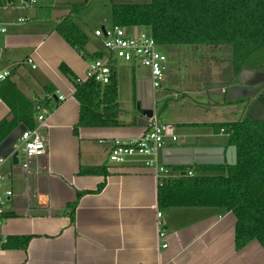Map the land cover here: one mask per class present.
Wrapping results in <instances>:
<instances>
[{
  "label": "crops",
  "instance_id": "1",
  "mask_svg": "<svg viewBox=\"0 0 264 264\" xmlns=\"http://www.w3.org/2000/svg\"><path fill=\"white\" fill-rule=\"evenodd\" d=\"M24 1L27 0L0 6V23L6 27L0 37L3 48L0 70L10 71L6 81H11L35 108H48L49 114L41 130L46 151L32 159L28 169H23L20 163H12L10 157L17 150L15 145L20 141V134L13 150L5 157L3 187L11 189L12 195L4 204L0 223V236L7 239L0 249V264H264V248L257 240L235 249V217L231 212L188 208L160 210L158 178L153 170L137 159L109 163V145L99 142L100 139L130 141L139 137L147 117L136 111V103L139 101L141 107H146L152 98L159 119L170 126L173 134L184 141L187 139L181 143L168 140L163 147L167 153L177 147L198 148L203 152L196 157L205 165H212L214 163L207 162L221 155L226 163L229 149L231 161V148L224 145L226 134L217 131L215 125L245 117L264 120L259 113L264 112V105L255 101L264 87V73L249 69L256 74L247 76L242 85L238 80L240 70L233 75L228 87L220 88L223 96L204 107L196 100H188L186 90L169 87L170 80L176 79L169 75L170 69L178 66L175 58L165 53L167 64L162 83L164 90L159 92L161 103L154 97L151 83L147 82L149 76L137 75L134 67L139 65L131 63L134 66L129 76L121 69V75L130 81L133 101L129 117L122 119L119 113L123 125L79 127L74 132L79 103L74 97L71 77L82 78L89 55L97 50L104 52V49L92 31L95 40L87 35L89 41L80 53L61 37L56 26L67 15L77 24L71 11L78 6L86 7L84 3L88 0L78 5L70 4V0H41L37 7L33 6L36 1L29 6ZM20 18L24 20L19 21ZM28 57L33 59L35 68L26 63ZM123 63L127 62L113 63L115 79L117 67H123ZM61 64L67 67L70 76L60 70ZM241 85L256 91L248 97L229 100V89ZM45 87L51 90L48 94ZM58 96L64 99L58 101ZM43 98L47 105H37ZM171 103L177 105L170 106ZM158 104L163 112L159 111ZM13 118L8 102L0 96V122H10ZM35 118L36 115L34 122ZM21 125L16 124L4 139L24 126ZM22 158L18 151L19 161ZM89 166L105 169L102 174L79 173L81 167ZM167 167L181 173L179 165ZM99 184L101 187L97 189ZM74 202L71 215L67 204ZM158 212L165 233L161 241L157 236ZM21 236H29L22 247L12 238ZM162 243L167 246L163 247Z\"/></svg>",
  "mask_w": 264,
  "mask_h": 264
},
{
  "label": "trees",
  "instance_id": "2",
  "mask_svg": "<svg viewBox=\"0 0 264 264\" xmlns=\"http://www.w3.org/2000/svg\"><path fill=\"white\" fill-rule=\"evenodd\" d=\"M14 3L15 0H0V6ZM83 8L85 5L71 12ZM110 16L112 25L149 30L159 48L182 44L226 46L231 49L235 74L242 69L264 73V0L119 2L110 5ZM56 30L72 47L84 52L88 36L70 16H64ZM102 54L100 50L94 51L88 59L99 58ZM60 70L65 75L70 74L63 64ZM6 79L0 85V96L8 102L14 118L10 122H0V142L18 123L26 128L34 127L37 114L35 105ZM71 82L79 103L74 132L79 127L123 125L119 120L114 73L104 85L93 79L77 82L73 76ZM45 88L48 94L51 90ZM42 103L47 105L46 98L39 99L37 105ZM215 128L226 134L225 146L235 147V163L180 166L179 175L158 178V208L231 212L235 217V249H241L252 240H257L264 248V120L245 117L219 123ZM104 169V166L81 167L79 173L102 174ZM188 171L192 175H188ZM100 187L101 184L97 189ZM67 207L72 215L75 202ZM12 238L22 247L29 236Z\"/></svg>",
  "mask_w": 264,
  "mask_h": 264
},
{
  "label": "built area",
  "instance_id": "3",
  "mask_svg": "<svg viewBox=\"0 0 264 264\" xmlns=\"http://www.w3.org/2000/svg\"><path fill=\"white\" fill-rule=\"evenodd\" d=\"M35 0L24 1L29 6ZM24 18H20L19 21ZM130 29L110 24L93 30V35L100 39L104 52L99 58L88 59L84 75L82 78H76L77 82H84L87 79H93L101 85L110 82L113 75V63L117 60L134 63L143 66L149 71V79L153 90L162 88V81L165 76L167 55L163 53L153 37L143 30H137L136 27ZM6 32V27L0 23V37ZM3 48L0 45V60ZM80 53H83L80 51ZM26 63L33 69L36 67L33 59L28 57ZM10 75L6 69L0 70V80L3 81ZM178 95H174L176 98ZM58 101L63 100V96L57 97ZM49 110L46 107L38 106L35 118V125L32 128H25L20 135V141L15 145V149L20 151L23 158L20 163L23 169H28L32 159H36L46 151V140L42 135V128L45 126L46 117ZM223 132V130H221ZM168 140L176 142L177 136L171 132L170 126L162 122L158 115L153 111L147 118L145 129L141 135L130 141L120 139H100V143H107L108 162L121 164L129 160H140L144 166L153 170L157 178L173 176L170 175L169 168L161 161V151ZM7 158L0 157V223L3 215V207L7 199L11 197L12 190L3 187L5 175L2 166ZM178 173L177 175H179ZM192 175L191 171L187 172ZM176 176V175H174ZM160 212L157 213V236L161 241L165 235L159 221ZM7 242V239L0 236V249ZM166 247V243H162Z\"/></svg>",
  "mask_w": 264,
  "mask_h": 264
},
{
  "label": "rangeland",
  "instance_id": "4",
  "mask_svg": "<svg viewBox=\"0 0 264 264\" xmlns=\"http://www.w3.org/2000/svg\"><path fill=\"white\" fill-rule=\"evenodd\" d=\"M35 1L36 3L34 5L32 4L34 7L40 6L42 3L41 0ZM147 1L148 0H88L85 1L86 3H84V0H70V4L75 3V5H78L79 2L80 4L81 2L87 4L86 7L81 11L72 12V14H74L73 19L77 22L80 28L86 32L87 35L91 36L92 40H95V37L92 36L93 29L100 27V25L108 27L111 24L110 5L113 2L140 3ZM43 8L44 7H42V9ZM136 29L143 30L149 34V30L147 29L140 27H136ZM130 32H132L131 29ZM160 49L166 53L169 58H175V60H178L176 64L178 65L177 67L179 69H177L176 66L170 69L171 72L169 75L171 78L175 76L176 79L170 80L171 85L169 87L176 90H186L188 92L187 99L193 101L196 100L201 106L207 107L209 101H213L215 99L218 100L219 97L223 96L220 94V88L228 87L231 78L235 74L231 61L232 53L230 47L182 44L171 45L170 48L168 46H164ZM119 63L120 62H118V64ZM123 64V67H117L116 73L118 113H121L122 119L129 117L130 112L128 114V111H130L132 108L133 101L130 90V81L121 75V69L127 71L129 76L130 72H132V66H134V64L131 63ZM134 68L137 71V75H141L143 78L147 75L149 76L147 68L143 66H135ZM161 90H164L163 84L162 88L154 90V97L160 103L162 96L159 92ZM257 99L259 100L255 101L258 104L264 105V87L259 93H257ZM171 105L177 104L171 103L170 106ZM160 106L158 104L159 111L163 112ZM259 113H262L264 118V112L260 111ZM175 129L176 127L174 128V132L176 133ZM177 138L179 143H181V141H187L186 138L185 141L181 137L177 136ZM168 173L173 176L178 174L177 172H174L170 169Z\"/></svg>",
  "mask_w": 264,
  "mask_h": 264
},
{
  "label": "water",
  "instance_id": "5",
  "mask_svg": "<svg viewBox=\"0 0 264 264\" xmlns=\"http://www.w3.org/2000/svg\"><path fill=\"white\" fill-rule=\"evenodd\" d=\"M115 3V2H113ZM102 31H104V25L101 26ZM254 71H250L249 69H242L239 74H238V80L239 82L244 85L246 82L245 78L248 76H255ZM261 74V72H260ZM147 82H150L147 81ZM238 86L229 89L228 91V99L229 100H234L236 98L240 97H248L249 95L253 94L256 89H248L245 86ZM151 86V84H150ZM241 91L237 96L234 94L237 91ZM259 100V99H256ZM136 111L145 116V117H150L154 111V105L152 102V98L150 100V103L146 107H141L140 102L137 101L136 103ZM23 126V125H21ZM25 130V127H18L16 128L12 133H10L1 143H0V157L5 158L13 149V144L15 143L16 139L18 136ZM231 148V156L232 160H229V149L226 151V163L227 164H234L235 163V147L230 146ZM167 149H163L162 155H163V164L165 166H191V165H203L206 164L203 160L201 161L200 158L196 157V154H200L203 152L201 149L198 148H191V147H177L172 149V152L167 153ZM220 150H223L222 147H220ZM169 157H172L173 160L169 159ZM11 161L14 164H18L19 159H18V151L15 150L12 155H11ZM176 160V161H175ZM207 163H214V164H223L224 159L223 156L221 155L218 159H215L213 161H208Z\"/></svg>",
  "mask_w": 264,
  "mask_h": 264
},
{
  "label": "flooded vegetation",
  "instance_id": "6",
  "mask_svg": "<svg viewBox=\"0 0 264 264\" xmlns=\"http://www.w3.org/2000/svg\"><path fill=\"white\" fill-rule=\"evenodd\" d=\"M260 79V78H259Z\"/></svg>",
  "mask_w": 264,
  "mask_h": 264
}]
</instances>
